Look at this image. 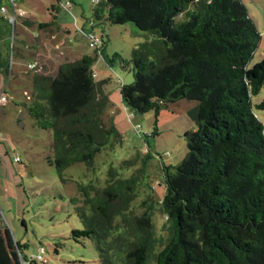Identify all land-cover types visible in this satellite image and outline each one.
<instances>
[{
	"label": "trees",
	"instance_id": "trees-1",
	"mask_svg": "<svg viewBox=\"0 0 264 264\" xmlns=\"http://www.w3.org/2000/svg\"><path fill=\"white\" fill-rule=\"evenodd\" d=\"M91 13L96 22L131 23L149 35L132 51V84L119 88L126 109L157 116L169 104L196 103L185 159L163 168L159 211L168 237L155 263L264 264V125L255 114L264 111V98L252 103L264 91V57L248 68L260 34L246 7L240 0H98ZM104 47L100 38L95 52ZM92 62L85 55L61 64L55 77L31 81L25 110L38 129L52 132L47 162L58 172L76 164L91 169L116 135L103 120L108 98ZM1 69L8 66L0 60ZM94 182L77 184L72 202L85 225L72 237L92 241L101 264H148L158 239L151 201L131 208L139 177L122 179L111 169L103 188ZM20 248L3 228L0 264H20Z\"/></svg>",
	"mask_w": 264,
	"mask_h": 264
},
{
	"label": "rangeland",
	"instance_id": "rangeland-1",
	"mask_svg": "<svg viewBox=\"0 0 264 264\" xmlns=\"http://www.w3.org/2000/svg\"><path fill=\"white\" fill-rule=\"evenodd\" d=\"M96 1L0 0V60L8 66L0 70V97L6 101L0 102V231L7 228L20 245V252L15 250L20 264H101L92 241L72 237V231L85 225L72 200L77 184L86 186L96 179L103 188L111 169L122 179L139 177L134 211H141L147 199L153 205L158 244L148 264H156V252L168 237L166 218L159 211L166 194L163 168H175L185 159V134L196 130L188 111L196 103L178 101L157 116L153 111L137 114L122 105L119 88L133 82L132 51L149 35L131 23L96 22L91 13ZM240 1L260 34L248 63L252 68L264 57V0ZM41 23L49 25L39 28ZM89 35L103 39L102 54L90 47ZM85 55L92 57L94 81L102 84L108 98L103 120L107 126L113 124L116 135L91 169L76 164L58 172L47 162L54 156L52 132L38 129L25 107L36 74L55 77L61 64ZM35 62L36 69L29 70ZM263 98L262 90L252 98L253 105ZM255 114L264 125V111Z\"/></svg>",
	"mask_w": 264,
	"mask_h": 264
},
{
	"label": "built area",
	"instance_id": "built-area-1",
	"mask_svg": "<svg viewBox=\"0 0 264 264\" xmlns=\"http://www.w3.org/2000/svg\"><path fill=\"white\" fill-rule=\"evenodd\" d=\"M2 11H3V9H2ZM89 40H90V47H92V48H95V47L99 46V44H100V39L94 37V35H89ZM28 68L29 69H33L34 66L33 65H30V66H28ZM4 101H5V99L3 97H0V102H4ZM129 118L132 119L133 116L130 115ZM39 251H40V255H38L37 259L38 260H41V258H42L41 257V253H43V249L42 248H39Z\"/></svg>",
	"mask_w": 264,
	"mask_h": 264
},
{
	"label": "crops",
	"instance_id": "crops-1",
	"mask_svg": "<svg viewBox=\"0 0 264 264\" xmlns=\"http://www.w3.org/2000/svg\"><path fill=\"white\" fill-rule=\"evenodd\" d=\"M30 65H33L34 66V68L33 69H31V70H34V69H36V67H37V63L35 62V63H30L28 66H30ZM28 68V67H27ZM30 70V69H29ZM32 84V83H31ZM4 102H6V101H4Z\"/></svg>",
	"mask_w": 264,
	"mask_h": 264
}]
</instances>
